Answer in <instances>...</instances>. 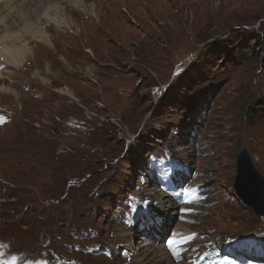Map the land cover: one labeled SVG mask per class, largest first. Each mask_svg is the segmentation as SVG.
<instances>
[{
    "label": "rangeland",
    "instance_id": "rangeland-1",
    "mask_svg": "<svg viewBox=\"0 0 264 264\" xmlns=\"http://www.w3.org/2000/svg\"><path fill=\"white\" fill-rule=\"evenodd\" d=\"M89 5L79 35L50 30L56 49L0 66L21 96L0 97V264H129L179 223L196 233L182 264H264V215L236 188L244 149L264 176V0ZM164 198L178 208L163 216Z\"/></svg>",
    "mask_w": 264,
    "mask_h": 264
},
{
    "label": "bare ground",
    "instance_id": "bare-ground-1",
    "mask_svg": "<svg viewBox=\"0 0 264 264\" xmlns=\"http://www.w3.org/2000/svg\"><path fill=\"white\" fill-rule=\"evenodd\" d=\"M89 1L90 0H0V66L7 64L13 65L18 69L24 65L23 63L26 62V64H28L29 60H34L36 58V54L31 47V44L34 41L56 49V46L51 38L50 30L56 29L59 31L61 30L62 32H72L79 35L81 33V29L75 30L73 28L74 21L77 17L79 19H85L90 18L92 15L95 16V18L97 16L95 7L93 6L91 8ZM75 15H77V17H75ZM91 25H95L94 20ZM124 35L127 36L128 40H131L133 37L130 32H127ZM86 51L93 57L97 55L90 47H87ZM59 60H62L64 71L67 72V74L75 72L74 68L78 70H86L87 72L93 71L91 66H85L84 64L79 65L78 67L74 66L64 55H60ZM3 74L4 72L0 71V80L5 78ZM40 79L48 85H54L57 82L63 83L64 86L60 88L59 91L63 95L69 96L70 98L74 97L73 91L67 84H65L66 81L53 79L49 80L44 78ZM2 91H5L6 93L13 91L19 99L21 97L18 91L7 87L2 88L0 86V97L2 98L5 97L2 95L4 93ZM255 133V147L257 150H261L259 144L264 139V127L259 128V130ZM235 138H238V136ZM184 154L188 156L190 155L188 152ZM257 161L261 162L260 158ZM261 164H264V162ZM191 187L193 188L195 185H191ZM159 192L160 189H155V192L151 194L153 202H155L156 199L158 200V197L160 196ZM144 200L149 201L150 199L144 198ZM161 204L162 206L160 209L163 210V216L166 215V211L168 209L178 208V201L173 202L172 198H164L161 200ZM182 210H185V208H182ZM168 219L169 218L165 221L167 222V227L170 225V223H168ZM185 219L190 221L192 218L186 217ZM180 225L181 223H179V227L177 226L173 236L166 245H156L152 242V239L140 237L141 240H144L140 241V245L135 248V251H139V253L135 254L130 259H133V262L129 264H182L178 261V257L184 255L187 246L186 243L190 244L191 242H189V240L192 241L193 238V236L191 237L190 235L196 233L191 232L187 227H182ZM164 228H166V226L162 225L160 230H163ZM124 232L125 233H122L119 237L125 242L124 247L128 248L132 246V241H134L137 235L136 233H132L130 231ZM173 241L175 243L170 246V242ZM176 244H179V246H175ZM190 260L191 261L186 262L185 264H194L192 263V260H194L193 256L190 257Z\"/></svg>",
    "mask_w": 264,
    "mask_h": 264
},
{
    "label": "water",
    "instance_id": "water-1",
    "mask_svg": "<svg viewBox=\"0 0 264 264\" xmlns=\"http://www.w3.org/2000/svg\"><path fill=\"white\" fill-rule=\"evenodd\" d=\"M236 188L238 194L255 209L259 216L264 215V176L253 166L246 149L239 155Z\"/></svg>",
    "mask_w": 264,
    "mask_h": 264
},
{
    "label": "snow or ice",
    "instance_id": "snow-or-ice-1",
    "mask_svg": "<svg viewBox=\"0 0 264 264\" xmlns=\"http://www.w3.org/2000/svg\"><path fill=\"white\" fill-rule=\"evenodd\" d=\"M189 202H191V201H189ZM175 242L173 241V242H170V246L172 245V244H174Z\"/></svg>",
    "mask_w": 264,
    "mask_h": 264
}]
</instances>
